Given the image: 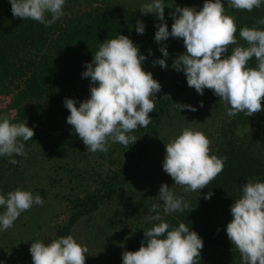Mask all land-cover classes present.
I'll list each match as a JSON object with an SVG mask.
<instances>
[{"label": "clouds", "instance_id": "9594fccd", "mask_svg": "<svg viewBox=\"0 0 264 264\" xmlns=\"http://www.w3.org/2000/svg\"><path fill=\"white\" fill-rule=\"evenodd\" d=\"M15 18L31 19L46 27L64 15L65 0H9ZM230 8L251 12L262 5V0H227ZM140 12L153 14L162 23L157 24L155 41L162 43L169 37L182 39L186 52L180 54L171 65L177 72L183 71L189 87L200 95L212 90L226 105L227 115L235 117L244 113L247 117L264 111V30L244 27L239 38L246 46L237 45L235 18L225 14L222 0H205L202 9L178 7L169 13L174 22L169 31L165 21V5L162 0H151ZM51 14V19L46 18ZM264 25V18L257 21ZM136 31L144 34L145 25L137 21ZM160 51L165 59L154 61L167 69V46ZM255 58L257 67L248 66ZM146 56L125 35L106 40L94 53L92 62L86 64L84 78L91 79L90 98L76 106L74 99H66L70 111L67 123L83 141L87 152H107L108 141L128 147L137 142L130 135L138 127L147 128L150 113L155 110L151 97L161 91V84L151 72L143 69ZM176 107L197 111L187 104ZM203 107V103H201ZM34 130L23 123H12L8 117H0V156L26 157L24 143L33 139ZM166 155L163 170L185 192H201L224 168L227 157L211 155L210 140L200 131L185 128L182 133L165 144ZM16 164L15 159L9 161ZM241 198L231 205L233 219L227 224L226 233L239 251L244 264H264V182L248 180L241 187ZM213 193L205 195L211 199ZM158 198L163 202V213L183 212L189 207L184 198L177 196L165 183L159 189ZM41 196L17 189L0 194V231L13 227L19 216L35 205L42 206ZM160 205L153 204L150 218L160 223L144 231L145 241L139 250L125 251L122 264H197L204 242L197 232L184 223L170 229L161 213ZM164 237V238H161ZM89 249L79 244L72 235L62 236L45 244L32 242L30 253L33 264H86Z\"/></svg>", "mask_w": 264, "mask_h": 264}, {"label": "rangeland", "instance_id": "374dc122", "mask_svg": "<svg viewBox=\"0 0 264 264\" xmlns=\"http://www.w3.org/2000/svg\"><path fill=\"white\" fill-rule=\"evenodd\" d=\"M104 1L125 4L135 9L151 2V0H65L64 15L60 19L90 11L102 5ZM199 1L201 2L188 0L178 7H193L200 10L205 0ZM222 2L226 15L231 14L230 9L235 13L242 11L230 8L227 0ZM164 5L165 21L171 31L174 20L169 13L173 12L175 7L170 3ZM5 7V0H0V14ZM260 9L264 11V0ZM256 28L264 30L261 25ZM240 29H237L236 34L238 44L231 45L225 55H230L236 46H246L239 38ZM162 46H167L169 52L166 58L167 69L158 64L154 65V61L165 59L160 51ZM139 50L141 55L147 57L143 62V69L151 72L162 87L156 97H151L155 103V110L150 113L151 122L147 128L138 127L130 133L137 138L135 144L128 148L109 140L107 152H87L83 141L74 133L66 117L60 121H48L43 128V139L37 144H24L26 157L0 156V194L7 196V193L20 189L31 192L33 196L39 195L44 200L42 206L34 204L30 210L22 213L13 227L0 231V264H33L30 253L32 242L42 241L48 244L58 239L71 219L89 207L91 197L100 195L102 191L108 193L109 186L113 184H118L113 197L95 213L83 215L79 227L73 231L72 236L79 244L88 247L86 264H122L121 239L132 230L135 223L144 224L155 215L151 211L153 204H159L160 213L163 212V202L158 198L159 189L163 184L166 183L177 196L183 197L186 203L191 197L192 191L185 192L182 186H173L174 180L163 170L165 144L177 138L185 128L200 131L210 140L211 155L217 156L221 151L225 136L227 140L235 141L236 144L239 141L250 143V139H247L253 136L250 128L235 132L234 127L233 135L226 125L228 118L233 119L227 115L230 106L220 101L212 90L205 89L203 95H200L194 88L188 86L183 71L182 75L171 67L174 60L186 52L182 39L169 37L167 41L157 43L154 34L147 43L140 45ZM178 75H181L182 83L176 80ZM86 88L79 95L77 107L90 98V86ZM175 91L177 93H174ZM14 93L15 89L0 93V113L9 120L17 118V109L13 106ZM46 102L52 104L48 99ZM175 103L192 105L197 111L193 112L187 108L180 111ZM162 104L163 106H160ZM148 134L153 139L151 156L138 171L128 175L127 165L131 163L134 152L144 145ZM243 136L246 139H242ZM11 159H15L17 163L11 164L9 162ZM3 210L0 208V212ZM23 217H27L28 223L20 226Z\"/></svg>", "mask_w": 264, "mask_h": 264}, {"label": "trees", "instance_id": "16d2710c", "mask_svg": "<svg viewBox=\"0 0 264 264\" xmlns=\"http://www.w3.org/2000/svg\"><path fill=\"white\" fill-rule=\"evenodd\" d=\"M187 1L162 0L175 5L172 7ZM5 2V10L0 14V93L15 89L13 106L17 109V118L10 121L23 123L35 133L33 139L21 140L25 145L37 144L43 139V128L48 121H60L70 115L65 100L74 99L78 103L80 93L91 86L90 77L84 78L82 73L102 43L118 38L121 34L128 36L140 48L141 44L153 38L156 25L161 23L155 15L141 13V8L104 1L90 11L66 16L46 27L31 19L15 18L9 0ZM230 11L229 16L235 18L237 29L257 27V21L264 18V11L260 7L251 12ZM46 18L51 19V14H47ZM137 21L145 25L142 35L136 31ZM248 66L257 67L255 58L249 61ZM180 76L176 80L182 83ZM47 99L52 104H48ZM0 117H3L1 113ZM226 125L233 135L240 129L250 128L253 135L247 137L250 143L239 141L236 144L225 136V142L217 155L218 158L227 157L223 171L201 192H190L191 197L187 202L189 207L183 212L170 215L161 212L164 221L170 225L169 230L184 223L202 238L204 247L200 257L196 258L197 264H244L226 233L227 224L233 219L231 205L241 198V187L248 180L264 182V111L251 117L239 113L233 119L228 118ZM146 139L127 165L128 175L138 171L151 156L153 139L151 135ZM117 185L109 186L108 193L102 191L100 195L91 197L89 207L71 219L60 237L72 235L83 215L95 213L107 204L116 192ZM173 186L178 187L175 184ZM209 192L213 193L211 199H205ZM27 217H23L20 226L27 225ZM158 223L160 221L152 219L144 224L135 223L132 230L121 239V256L125 251L139 250L146 239L144 231Z\"/></svg>", "mask_w": 264, "mask_h": 264}]
</instances>
